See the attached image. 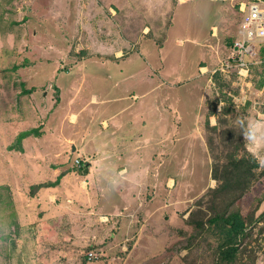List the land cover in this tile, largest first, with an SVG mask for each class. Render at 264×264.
Masks as SVG:
<instances>
[{"label": "rangeland", "instance_id": "374dc122", "mask_svg": "<svg viewBox=\"0 0 264 264\" xmlns=\"http://www.w3.org/2000/svg\"><path fill=\"white\" fill-rule=\"evenodd\" d=\"M208 1L0 0V264H213L207 219L241 190L235 264H264V63L222 70L239 0ZM129 100L149 116L137 172L121 149L140 125L100 123ZM231 154L253 177L221 192Z\"/></svg>", "mask_w": 264, "mask_h": 264}, {"label": "trees", "instance_id": "16d2710c", "mask_svg": "<svg viewBox=\"0 0 264 264\" xmlns=\"http://www.w3.org/2000/svg\"><path fill=\"white\" fill-rule=\"evenodd\" d=\"M260 59L261 62L259 64L264 63V42L260 44ZM258 65V64H257ZM264 76V72H263ZM29 134L37 135V128L27 129L20 131L16 137V141L20 143L21 139L28 136ZM12 146H10L11 148ZM87 165V164H86ZM252 165L249 164L248 160L244 158V156H235L231 154L224 166L225 173L229 176L228 178H222L218 175L213 176L219 181L218 189L221 192H225L229 190L232 186V189L235 187V182H232L235 177H244V184L242 188H247V185L250 183L251 178L253 177ZM254 166H257V163L254 162ZM212 170L215 169V166H212ZM63 173H59L56 179L53 182H44L39 183L33 186L34 188L44 186V185H54ZM233 184V185H232ZM216 192H220L219 190H215ZM244 191L241 190L240 193H231L227 194L228 198L224 202L223 208L215 212L213 216L207 219L209 225H212L216 230L217 234V243L214 247L213 253L215 255L213 264H235L238 258L237 251L240 245V241L246 236L247 232L245 230L246 227V219L240 215L238 212V208H232L235 200L238 199L242 195ZM264 199V198H263ZM261 199L260 202H262ZM231 207V208H230ZM230 208V210H227ZM259 217H263L264 219V210L259 213Z\"/></svg>", "mask_w": 264, "mask_h": 264}, {"label": "built area", "instance_id": "2783aa9c", "mask_svg": "<svg viewBox=\"0 0 264 264\" xmlns=\"http://www.w3.org/2000/svg\"><path fill=\"white\" fill-rule=\"evenodd\" d=\"M238 9L241 14L238 36L221 67L222 70L234 69L240 77H247L251 67L261 62L256 46L264 42V0H239ZM93 257L91 251L87 252L88 259Z\"/></svg>", "mask_w": 264, "mask_h": 264}, {"label": "crops", "instance_id": "0c3cea01", "mask_svg": "<svg viewBox=\"0 0 264 264\" xmlns=\"http://www.w3.org/2000/svg\"><path fill=\"white\" fill-rule=\"evenodd\" d=\"M150 1H153V2H155V5H156V3L158 2V1H160V0H145V3H149ZM192 0H176V7L178 8V7H180V5H186V4H188V3H190ZM207 2H209L208 0H206ZM223 1V0H222ZM229 1H231V3H235L234 2V0H229ZM145 5V4H144ZM110 11H111V16H114L115 14H113V9L112 8H110L109 9ZM178 10V9H177ZM145 11V8L143 9V12ZM148 12V14L149 13H152V15H156V12H159L158 10H155V9H153L152 11H147ZM140 14V13H139ZM114 21V20H113ZM239 25V24H238ZM237 25V26H238ZM140 33V32H139ZM205 36H206V33H203L202 35H196V34H192V37L190 38L191 40V42H193V43H195L196 42V39H197V41H199V43L200 42H202L203 40H204V38H205ZM238 36V29L236 30V37ZM235 37V38H236ZM234 41V40H233ZM231 44H232V42H231ZM230 50H232V45H231V47H230V49L228 50V54L230 53L229 51ZM143 51L144 52H146L145 51V49L143 48ZM115 83V82H114ZM116 84V83H115ZM156 85H152V87L150 88V90H152L154 87H155ZM150 90H147V91H144L143 93H142V95H137V93H133L132 94V99H138V98H140L141 96H144L145 94H147V93H149V91ZM109 99H102L101 97H99L98 96V99L95 97L94 99H97L96 100V103L95 104H98L99 106H106L108 103H110V102H116V101H114V99H118V98H123L121 95H119V97H116V98H113V97H110V96H107ZM137 103V102H136ZM136 103H133L132 101H130L129 100V103L128 104H124V105H122L121 107H119L117 110H115V111H112V112H110V113H105V114H102V118L100 119V123H102L103 121H105V124L104 125H107L106 127H109V126H111V128H115V129H122V125H126L127 127H131V128H133L134 126H137V125H140V127H139V131H140V134H137L136 135V137H135V139H134V141H132L130 144H131V146H130V148L128 149V148H123V149H121V150H123L124 151V153H123V157H125V161H124V164L123 165H125V167H123L125 170L123 171V172H127V170H128V167H130V168H133L132 169V172H133V170H136L135 172H137V168L138 167H140L139 165L141 164V156H142V154H143V141H142V139L140 140V141H138L137 140V137L138 136H142L144 133H145V130H144V128H145V126L147 127L148 126V123H149V120H148V117H147V114H145V113H139V111H141V110H138L137 108H136V106H137V104ZM134 104H136L135 106H134ZM134 106V107H133ZM131 109L132 111L130 112V116L128 117V120H127V122H125V123H120L119 122V120L118 119H120L119 117H118V119L116 120V121H113V119L116 117V116H119V115H121L124 111H126L127 109ZM133 109H134V112H133ZM105 112V111H104ZM196 113V112H195ZM158 115H160V114H156L155 115V118L153 119V124L154 125H157L158 127H159V125H160V119H159V116ZM141 117V118H140ZM147 119H146V118ZM110 119L112 120V122L110 121ZM146 120H148V123L146 124ZM264 121V120H263ZM262 121V122H263ZM121 124V125H120ZM103 125V124H102ZM116 126H118V127H116ZM147 134V133H146ZM151 138V137H150ZM152 139V138H151ZM125 149V150H124ZM110 151H117L118 150V148H114V147H111L110 149H109ZM104 157V156H103ZM111 157V156H110ZM135 159V160H134ZM133 160L134 161H137V163H136V165H135V163L133 162ZM122 172V173H123ZM134 173H131L130 175H133ZM129 175V176H130ZM133 178H134V180L133 181H137V176L135 175H133L132 176ZM172 179V178H171ZM171 179H169V181L171 180ZM135 189V188H134ZM128 190V192H129V189H127ZM136 190V189H135ZM132 192V190L130 191V193ZM129 193V194H130ZM134 197V196H133ZM135 199H136V196H135Z\"/></svg>", "mask_w": 264, "mask_h": 264}, {"label": "water", "instance_id": "95a60500", "mask_svg": "<svg viewBox=\"0 0 264 264\" xmlns=\"http://www.w3.org/2000/svg\"><path fill=\"white\" fill-rule=\"evenodd\" d=\"M87 171V166H85L84 168H83V172H86Z\"/></svg>", "mask_w": 264, "mask_h": 264}, {"label": "clouds", "instance_id": "9594fccd", "mask_svg": "<svg viewBox=\"0 0 264 264\" xmlns=\"http://www.w3.org/2000/svg\"><path fill=\"white\" fill-rule=\"evenodd\" d=\"M251 138V137H250Z\"/></svg>", "mask_w": 264, "mask_h": 264}]
</instances>
